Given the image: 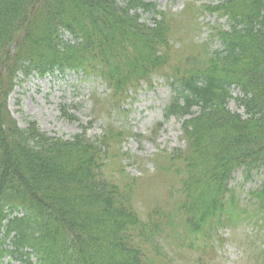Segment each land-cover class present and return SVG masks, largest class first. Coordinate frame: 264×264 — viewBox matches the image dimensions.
Segmentation results:
<instances>
[{
  "label": "trees",
  "instance_id": "trees-1",
  "mask_svg": "<svg viewBox=\"0 0 264 264\" xmlns=\"http://www.w3.org/2000/svg\"><path fill=\"white\" fill-rule=\"evenodd\" d=\"M205 13L228 27L210 25L199 41ZM68 72L100 78L99 108L116 114L131 90L164 78V116L183 119L185 147L156 153L153 173L135 176L124 160L139 158L121 147L129 132L112 123L96 139L83 125L71 138L21 127L8 103L18 81ZM233 88L246 115L228 107ZM241 167L264 168V0L180 12L147 0H0V264L8 254L25 264H186L191 248L212 264L222 228L254 223L264 237V182L242 208L230 188ZM242 247L264 264V248L246 237Z\"/></svg>",
  "mask_w": 264,
  "mask_h": 264
},
{
  "label": "rangeland",
  "instance_id": "rangeland-1",
  "mask_svg": "<svg viewBox=\"0 0 264 264\" xmlns=\"http://www.w3.org/2000/svg\"><path fill=\"white\" fill-rule=\"evenodd\" d=\"M156 1L158 9L180 12L188 2L218 3L221 0H147ZM152 12L143 13V19L153 22ZM201 31L196 36L199 41L208 39L210 25H224L228 27L226 18L217 14L200 15ZM213 49L219 47V42L211 43ZM108 93L106 84L98 77H84L75 72L56 73L40 77L31 75L24 82L18 83L9 97V108L12 114L25 127L29 121H36L40 128L50 135L71 138L82 131V125L93 124L86 133L91 139H96L107 123L120 127L129 134L121 143L122 150L139 159H125L126 170L131 175H150L154 171L151 158L160 151H173L184 147L186 142L182 139L181 121L176 116L165 118V108L168 105L172 89L164 78L156 76L152 84L143 82L137 90H131V97L127 99L124 112L103 113L101 99ZM234 97L241 95L239 89L233 88ZM65 106L66 112L61 110ZM228 107L246 115L243 106L235 98L229 101ZM100 109V110H99ZM101 111V112H100ZM66 113V114H65ZM68 115L73 117L69 118ZM99 114V116H98ZM264 182V168H256L247 172L245 167L234 171L230 180V188L235 190V197L242 208L253 205L251 192ZM142 203L140 202V205ZM144 210V205L142 206ZM254 223H242L234 229L222 228L219 235L223 238L215 240L216 247L209 255L212 264H253L248 259L242 242L249 239L252 248L263 249L264 242ZM201 242L200 245H203ZM200 248H191L189 256L184 255L186 264H203L199 258ZM193 258H192V256ZM251 255V254H250ZM253 256V255H252ZM10 259V257H7ZM20 264L19 260L13 261ZM178 264H183L182 259ZM206 264V262H205ZM210 264V263H208Z\"/></svg>",
  "mask_w": 264,
  "mask_h": 264
}]
</instances>
